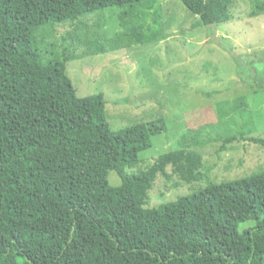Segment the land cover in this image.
<instances>
[{"label":"trees","instance_id":"16d2710c","mask_svg":"<svg viewBox=\"0 0 264 264\" xmlns=\"http://www.w3.org/2000/svg\"><path fill=\"white\" fill-rule=\"evenodd\" d=\"M179 1L202 27L232 19V0ZM106 8L121 10L106 51L164 37L162 0H0V264H264V169L212 181L201 151L174 146L130 173L149 136L173 137L165 120L113 130L105 95H78L67 47L42 58L37 30ZM247 100L220 106L219 152L239 134L264 147L245 135L255 127ZM172 175L206 185L147 208L158 176Z\"/></svg>","mask_w":264,"mask_h":264},{"label":"rangeland","instance_id":"374dc122","mask_svg":"<svg viewBox=\"0 0 264 264\" xmlns=\"http://www.w3.org/2000/svg\"><path fill=\"white\" fill-rule=\"evenodd\" d=\"M232 1V19L213 29L202 27L181 1L162 0L165 32L158 41H126L106 51L117 39L121 11L106 8L37 30L36 46L45 61L61 56L67 47L68 72L78 95L103 93L113 130L165 120L173 137L149 136L146 142L151 147L140 152V162L128 172L137 173L162 153L183 146L202 152L203 173L209 180L244 177L264 169V147L239 134L219 152L226 138L220 106L246 96L255 127L245 135L264 137V13H254L255 0ZM94 42L105 50L97 51ZM252 73H257L256 80ZM237 122L235 130L241 123L238 118ZM108 180L113 186L121 183L115 171H109ZM205 185L206 181L186 183L177 175L169 181L158 176L146 207L173 201Z\"/></svg>","mask_w":264,"mask_h":264}]
</instances>
